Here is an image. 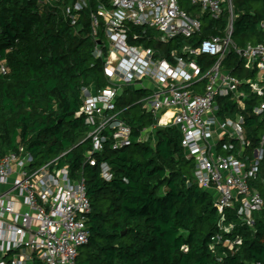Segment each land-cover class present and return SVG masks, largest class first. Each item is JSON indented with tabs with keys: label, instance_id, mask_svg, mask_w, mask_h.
Here are the masks:
<instances>
[{
	"label": "trees",
	"instance_id": "trees-1",
	"mask_svg": "<svg viewBox=\"0 0 264 264\" xmlns=\"http://www.w3.org/2000/svg\"><path fill=\"white\" fill-rule=\"evenodd\" d=\"M73 3L54 0L41 6L31 0H1L0 60L8 72L0 76V156L29 155L32 167L56 160L57 168L67 167L72 177L83 178L91 205L86 222L90 237L78 251L77 264H264V146L257 179L250 183L263 207L252 214L251 227L234 210L219 215L214 193L194 180V161L186 156L176 127H155L147 142L119 150L105 146L98 161L110 165L109 182L101 179L97 165L86 163L89 128L76 114L82 88L99 91L109 85L103 68L108 49L99 32L100 55L95 56L98 44L91 38L89 19L94 3L81 12L73 10ZM233 3L234 42L240 47L263 42L264 34L256 27L264 19V0ZM179 4L199 18L202 28L191 39L172 40L173 48L172 41L160 43L156 49L166 58L183 45L197 47L204 39L222 35L226 25L224 18L212 21L184 0ZM148 37L146 45L151 43ZM129 42L137 45L145 39ZM195 61L205 73L214 59L199 56ZM223 66L237 78H254L255 72L244 71L233 53ZM195 85L192 88L200 92ZM240 89L247 92L244 85ZM148 95L143 89L123 88L117 100L134 139L156 123L143 108ZM248 97L241 114L246 137L256 148L264 136V114H251L259 99ZM219 105L222 119L239 112L230 97ZM229 226L231 231L223 232Z\"/></svg>",
	"mask_w": 264,
	"mask_h": 264
},
{
	"label": "built area",
	"instance_id": "built-area-1",
	"mask_svg": "<svg viewBox=\"0 0 264 264\" xmlns=\"http://www.w3.org/2000/svg\"><path fill=\"white\" fill-rule=\"evenodd\" d=\"M31 1L45 6L54 0ZM90 1L95 8L89 15L90 35L96 45L99 32L104 37L108 57L103 68L109 85L99 91L81 89V106L76 116L84 117L89 128L86 138L91 149L85 156L86 163L97 165L101 179L109 182L113 178L110 165L98 161L105 146L119 150L134 142H147L155 127H176L186 156L194 161V180L200 188L214 193L219 215L224 210H234L251 227L252 214L263 207L259 192L250 183L257 179L263 159L264 136L258 147L251 148L241 111L251 95L259 99L251 114H264V41L243 47L234 42L233 0H188L210 20L224 18V31L220 36L202 40L197 47L183 45L179 52L172 50L166 58L156 48L148 50L129 41L149 42L147 29L156 31L167 43L199 35L201 21L186 13L180 0H74L72 8L81 12ZM256 28L264 34V19ZM133 29L139 32H132ZM94 53L99 56L100 50L95 48ZM231 53L237 56L244 71L255 72L254 78L240 79L224 68ZM199 56L214 59L205 73L195 61ZM7 72L0 60V76ZM243 85L247 92L241 91ZM137 86L148 91L142 100L143 108L151 112L156 123L134 139L116 104L123 88ZM229 97L239 112L222 119L219 100ZM167 114L170 116L162 121ZM32 162L29 155L0 156V182L13 178L11 190L24 198L26 207L23 214H15L13 203L0 196L1 215L12 217L10 222L0 220V241L5 244L2 251L9 255L0 264H77L78 251L90 237L86 222L91 205L84 180L72 177L67 167L57 168L56 160L40 167H32ZM260 185L264 188V177ZM231 229L229 226L222 230L229 233Z\"/></svg>",
	"mask_w": 264,
	"mask_h": 264
},
{
	"label": "crops",
	"instance_id": "crops-1",
	"mask_svg": "<svg viewBox=\"0 0 264 264\" xmlns=\"http://www.w3.org/2000/svg\"><path fill=\"white\" fill-rule=\"evenodd\" d=\"M149 87V84H146ZM135 89H138V86L135 87ZM170 116V114H168ZM12 180L13 178L9 179L6 183H1L0 182V196L4 195L3 200L5 202L9 201L13 203V211L15 214L21 215L25 212L26 207L24 204V198L16 191H12ZM8 193V194H7ZM7 194V195H6ZM12 217L10 215H1L0 211V220L3 222H10ZM4 242L0 241V260L5 258V254L2 251V248L4 246Z\"/></svg>",
	"mask_w": 264,
	"mask_h": 264
},
{
	"label": "rangeland",
	"instance_id": "rangeland-1",
	"mask_svg": "<svg viewBox=\"0 0 264 264\" xmlns=\"http://www.w3.org/2000/svg\"><path fill=\"white\" fill-rule=\"evenodd\" d=\"M186 2V4L191 7L192 5L190 4V2L188 0H184ZM146 35L147 36H150L151 38V43L149 45H146L147 44V41L143 42V43H140L142 45V48H145V49H148V50H151V49H154L156 47H158V45L160 43H162V45L164 46V44H167V41L162 39V37L160 36V34H158L156 31L154 30H151V29H147L146 30ZM175 41H172L171 43V48H173L175 46ZM259 74L257 75L256 79L258 80L259 79Z\"/></svg>",
	"mask_w": 264,
	"mask_h": 264
},
{
	"label": "water",
	"instance_id": "water-1",
	"mask_svg": "<svg viewBox=\"0 0 264 264\" xmlns=\"http://www.w3.org/2000/svg\"><path fill=\"white\" fill-rule=\"evenodd\" d=\"M97 44H98L97 49H99L100 48V41H98Z\"/></svg>",
	"mask_w": 264,
	"mask_h": 264
}]
</instances>
